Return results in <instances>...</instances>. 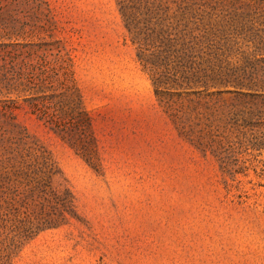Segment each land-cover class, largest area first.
<instances>
[{"label":"rangeland","instance_id":"374dc122","mask_svg":"<svg viewBox=\"0 0 264 264\" xmlns=\"http://www.w3.org/2000/svg\"><path fill=\"white\" fill-rule=\"evenodd\" d=\"M31 1L10 37L24 78L0 87V159L22 140L53 175L45 190L43 172L0 173V264H264V126L223 144L224 163L202 154L157 101L116 0ZM44 218L60 224L23 237Z\"/></svg>","mask_w":264,"mask_h":264},{"label":"trees","instance_id":"16d2710c","mask_svg":"<svg viewBox=\"0 0 264 264\" xmlns=\"http://www.w3.org/2000/svg\"><path fill=\"white\" fill-rule=\"evenodd\" d=\"M31 2L0 0V87L6 89L17 90L14 87L24 78V66L17 68L13 54V48L23 43L10 37L17 35L18 23H26L18 14ZM116 4L137 59L151 74L159 104L173 109L170 116L191 145L224 163L223 144L241 145L264 126V79H259L264 78V0H116ZM78 101L85 112L80 95ZM46 121L62 137L68 134L56 120ZM253 140L252 147L264 148L263 142ZM32 149L22 140L8 146L0 173L43 172L42 186L51 188L52 164L46 156L31 160L26 153ZM59 197L63 206L70 203L66 194ZM1 211L0 205V227H5ZM59 224L44 218L26 227L23 237Z\"/></svg>","mask_w":264,"mask_h":264}]
</instances>
